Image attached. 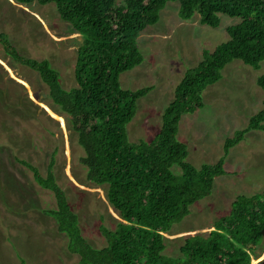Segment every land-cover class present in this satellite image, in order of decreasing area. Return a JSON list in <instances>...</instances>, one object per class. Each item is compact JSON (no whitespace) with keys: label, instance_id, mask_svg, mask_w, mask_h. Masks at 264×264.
<instances>
[{"label":"trees","instance_id":"obj_1","mask_svg":"<svg viewBox=\"0 0 264 264\" xmlns=\"http://www.w3.org/2000/svg\"><path fill=\"white\" fill-rule=\"evenodd\" d=\"M177 1L178 15L189 19L198 13L200 24L217 27L220 17H234L225 25L228 38L213 50L202 51L201 59L187 68L174 87L173 98L163 108L159 130L150 140L129 141L126 124L135 114L139 97L152 86L122 88L121 72L139 64L143 55L137 36L155 23L160 9ZM17 4H53L59 17L82 37L74 64L75 85L63 88L59 72L47 59L22 54L8 34L0 30V57L36 71L47 87L48 103L62 114L76 136L86 167L85 180L106 184V200L121 220L113 229L99 225L105 245L93 247L81 234L77 214L64 190L56 182L52 159L46 174L22 161L35 182L53 193L55 208L44 209L66 248L78 255L79 264H249L259 256L264 229V188L254 194H239L229 212L217 218L204 234L182 237L179 255L165 254L163 232L190 212V205L208 196L216 176L224 174L223 155L249 129H260L263 107L247 125L235 130L223 143V155L199 167L185 161L187 146L176 138L184 113L203 105L201 92L219 79L220 69L230 60L259 67L264 62V0H14ZM1 68V66H0ZM256 82L264 92V74ZM41 101H44L43 99ZM45 103V102H44ZM36 106V105H35ZM37 107V106H36ZM180 170L174 172L172 165ZM22 260V259H21ZM24 264V261H20Z\"/></svg>","mask_w":264,"mask_h":264},{"label":"rangeland","instance_id":"obj_2","mask_svg":"<svg viewBox=\"0 0 264 264\" xmlns=\"http://www.w3.org/2000/svg\"><path fill=\"white\" fill-rule=\"evenodd\" d=\"M178 9L177 1L166 2L157 21L139 32L137 45L143 59L119 75L122 88L152 86L138 98L135 114L126 124L129 141L153 137L185 70L201 59L204 49L211 51L225 41V25L235 21L222 15L219 25L211 27L200 24L198 13L182 19ZM0 30L22 54L47 59L59 72L63 88L75 85L73 70L82 37L59 17L53 4L0 0ZM8 60L0 57V264H22V260L24 264H79L78 255L67 250V238L56 221L43 213L56 207L53 193L35 182L22 161L44 176L52 159L56 182L77 214L81 234L93 247L105 245L99 225L113 229L121 219L106 200V184L85 180L86 167L79 162L83 151L65 117L46 103L47 87L37 72L15 63L13 68ZM262 74L263 61L254 69L232 59L221 68L220 78L203 88V105L182 114L178 122L176 138L187 146L185 161L199 167L223 155L224 140L263 107L264 92L256 82ZM262 125L246 131L223 155L226 172L214 178L210 194L190 205V212L163 232L165 254L178 256L182 237L211 230L237 195L264 188ZM171 169L178 173L180 167L174 164ZM255 249L259 256L249 264H264V229Z\"/></svg>","mask_w":264,"mask_h":264},{"label":"clouds","instance_id":"obj_3","mask_svg":"<svg viewBox=\"0 0 264 264\" xmlns=\"http://www.w3.org/2000/svg\"><path fill=\"white\" fill-rule=\"evenodd\" d=\"M209 51V50H208ZM202 56V55H201ZM244 64V63H243ZM221 70V69H220ZM220 78V77H219ZM264 122V120H262L261 122H260V126H262L263 127V125H262V123ZM261 127V128H262Z\"/></svg>","mask_w":264,"mask_h":264}]
</instances>
